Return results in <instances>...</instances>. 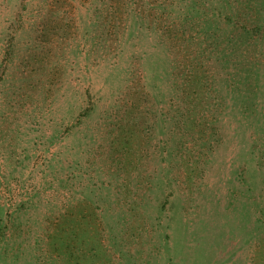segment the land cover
Wrapping results in <instances>:
<instances>
[{
	"label": "rangeland",
	"instance_id": "1",
	"mask_svg": "<svg viewBox=\"0 0 264 264\" xmlns=\"http://www.w3.org/2000/svg\"><path fill=\"white\" fill-rule=\"evenodd\" d=\"M0 264H264V0H0Z\"/></svg>",
	"mask_w": 264,
	"mask_h": 264
}]
</instances>
